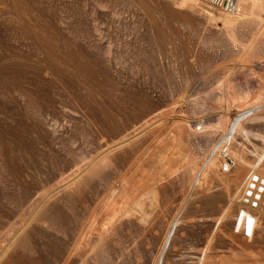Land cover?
Instances as JSON below:
<instances>
[{
  "label": "rangeland",
  "instance_id": "obj_1",
  "mask_svg": "<svg viewBox=\"0 0 264 264\" xmlns=\"http://www.w3.org/2000/svg\"><path fill=\"white\" fill-rule=\"evenodd\" d=\"M170 4L171 0H0V264H79L117 222L120 231L109 239L110 264H192L193 258V264H201V251L209 242L206 264H242L240 257H246L245 263H264V242L256 243L261 248H248L251 237L238 234L237 227L217 229V223H208L212 216H202L205 211L184 210L187 193L195 187H166L161 219L152 224L156 231L148 228L151 224L141 228L135 221L129 223L122 215L142 190L166 181L187 164L182 144L170 139L176 132L172 123L157 126L149 121L138 131L133 125L142 124L159 108H185L201 95L204 91L195 90L204 80L198 72L219 52L208 46L205 39L211 30L197 16L191 15L198 21L192 29L170 15ZM215 73L203 74L204 90L226 75ZM130 128L139 133L115 149ZM107 151L112 162L104 179H95L80 195L66 196L63 189L69 178ZM43 198L56 202L60 228L32 220V210ZM143 228L148 234H142ZM22 230L30 238L28 250L9 241ZM168 234L177 242L166 245ZM218 240L229 249L220 247ZM195 243L202 249H195ZM236 246L239 251L233 250ZM163 251L173 256L166 258ZM245 251L251 254L243 256Z\"/></svg>",
  "mask_w": 264,
  "mask_h": 264
},
{
  "label": "bare ground",
  "instance_id": "obj_2",
  "mask_svg": "<svg viewBox=\"0 0 264 264\" xmlns=\"http://www.w3.org/2000/svg\"><path fill=\"white\" fill-rule=\"evenodd\" d=\"M168 10L170 15L182 20L184 22H182L183 24L186 23L192 26V29L194 26L198 25V21H196L191 15L197 16L200 20L201 25L211 30L210 34L208 33L207 36L205 35V41L209 44L208 46L215 48L219 52L217 55L207 60L201 71L198 72V74H202L198 78H202L204 80H202L203 84L199 85V87L195 88V90H199L201 92L204 91L201 95L189 100L185 108L183 107V105H177L178 107L174 105L173 107L170 106V110L164 111L163 108V110L158 111L160 109L159 108L152 113L151 117L149 114V119L147 118L144 121L142 120V124L138 122L140 123V125H137L138 123L133 125V130L138 131L140 128H144L143 125L146 126L149 121L156 122L157 126L164 125L166 123H172L175 127L176 132H174L173 135H170V139L177 144H182L187 155V164L183 169H180L181 167L179 168L180 170L177 168L179 171L177 173L175 172V174L173 175L171 173V176L169 175L166 181H164V179L163 182H157L152 187L150 186V188L146 187V189L148 188L147 190H142V193H140L138 197L136 196L137 198H135L134 201L126 207L122 215H124L125 221L129 223L135 221V223L137 222L138 224H140V226L144 225L143 227H145V225L149 226L148 224H151V226H149L148 228L151 227L152 229V224L154 223V221H157V218L158 220L161 219L159 217L162 213V203H164L165 197H167L166 187H172V185H177V187L179 186L181 189H192L193 187H195L194 191L192 190V194L186 192L189 195V199L186 201L187 203L184 207V210L186 212L190 214H196L200 211H205V214L203 212L202 216H212V218L208 217L209 224L217 223V229L226 226H231L232 229H235L237 227L238 234L243 233L245 237H251V241H249L252 243L247 244L248 248L255 245L259 248L260 246L257 244L259 243L261 245V243L264 242V0H171V4L168 7ZM205 46L207 45L205 44ZM214 73L226 75L218 77L216 82H211L208 86H206V89L204 90L203 86L206 82V76H204L203 74ZM197 82L196 84H198ZM150 124H148V127L151 126L153 128L155 125L154 123H152L154 125ZM132 128L128 130L131 131ZM132 131H125L120 136L118 142L114 145V148H121L127 141H129L130 135L136 132ZM137 133L139 132H136V134ZM134 137L135 135H132V138ZM197 149L200 150L199 155L198 153H193V151ZM111 162L112 156L110 154V151L102 153L101 155L96 157L94 160H92L89 168L84 170L83 173L76 174L72 179L69 178L67 184L63 189L64 194L72 198L75 195L84 193L95 179H104V172L107 168L110 167ZM201 173L203 174L201 175ZM73 174L69 176L72 177ZM46 196L47 195H45V197ZM253 203H255V205H253ZM56 205V202L47 201V198L40 199L38 202H36V208H33V210L35 211L32 210V220L35 223H39L48 228H60L61 225L59 227V224L61 222L59 223V221L57 220L58 212L57 209H55ZM164 209H166V207ZM59 216L60 215H58V218ZM28 218L30 217L28 216ZM23 221L25 223V221L27 220L23 219ZM189 221L193 223L192 220ZM122 222H124V220ZM159 222L160 221H158V223ZM201 222H203L204 225V221ZM201 222L200 224H202ZM175 223L176 222H174V224ZM195 225H192L194 226V229ZM181 226H183V224ZM198 226L201 227V225ZM119 227V222L113 224L110 230H108V232H106L104 236L95 243L91 253L83 257V259L81 258L82 255L78 254L82 259L79 264H110L109 252H111V250L109 251V249L111 248H109V239L113 235L117 234L118 231H120ZM213 227L215 226L213 225ZM186 228L189 229L190 227ZM201 228L205 229V227L203 226ZM172 229L174 228L172 227ZM191 229H189L188 231H190ZM209 229L212 231L211 228ZM24 230L20 231L16 235H13V237H11V239L9 240L10 242H12L11 244L22 248L23 250L29 248L30 245L28 242V234ZM145 230L146 229L142 231V234H145ZM152 230L156 231L157 229ZM231 231L235 232L233 230ZM247 231L249 235H247ZM182 232L183 230L181 231V233ZM229 233L230 232H228V234ZM193 234L194 232H192L191 235ZM197 234L198 236L200 235V233ZM224 234L227 233L225 232ZM230 234L228 236H230ZM206 235L208 236V233H206ZM159 236L161 235L159 234ZM164 236H162L163 239ZM177 236L179 237L180 235H178L177 233ZM173 237V234H168L167 236H165L166 245H168L171 240L173 241L175 239ZM218 237L216 238L221 240L220 235ZM238 237H242V235ZM202 238L206 239V237ZM202 238H200L199 240H201ZM228 239L225 240L222 238L223 242L224 240H232ZM235 239L237 238L235 237ZM183 240H185V238ZM163 241L164 240H162V243ZM220 242L222 241H219L218 243ZM162 243L158 244L157 242L158 245H161ZM192 244L194 246V243ZM226 244L229 243L226 242L225 245ZM200 245L203 246V244ZM192 247L190 248L189 246L190 249H192ZM199 247L200 246L198 245L197 247H195V249ZM220 247H224L223 249L228 248L222 245ZM236 247L235 249H233L234 251L239 249L240 246L237 248ZM186 249H188V247ZM199 249L202 248L200 247ZM209 249L210 242L207 244L205 250L203 249V251H201L203 256L202 258L200 257L201 259L199 260L201 264L203 262L206 264L204 259L206 258ZM245 250L248 253L250 251V249L248 251L247 248ZM254 250L255 249H253L252 252ZM195 251L197 252L198 250ZM231 251L232 250L230 249L229 252ZM246 251L242 254L243 256L245 253H247ZM256 251L257 250H255V252ZM176 252L178 253V251ZM196 252L195 254L199 255L200 252ZM256 253H253L254 255H252L254 256V258L255 256H257ZM228 254L229 253L227 252V255ZM167 255L169 254L165 255L166 258ZM171 255L172 254L170 253L169 256ZM217 255V252L215 255H213V257L216 256V262H218ZM249 255L245 254V256ZM194 256L197 257V255ZM228 256L224 257L225 261ZM252 256L250 257L252 258ZM176 257L177 255L174 258ZM158 258H160V256ZM209 259L211 260V258ZM214 259L215 258H213V260ZM240 259H242V261H244L245 263L246 257H240ZM261 259L264 260L263 257ZM175 260L176 262L178 261L177 259ZM260 260L257 259V262ZM192 261L193 262L191 263L193 264L194 258ZM232 261H234V259ZM254 261H256V259ZM168 262L169 261H167V263ZM195 262L198 263L197 260ZM250 262L252 263V260H250ZM212 263L214 264L215 261H213ZM233 263H235V261ZM157 264H159L158 261ZM170 264H172V262ZM245 264L249 263L247 262Z\"/></svg>",
  "mask_w": 264,
  "mask_h": 264
}]
</instances>
